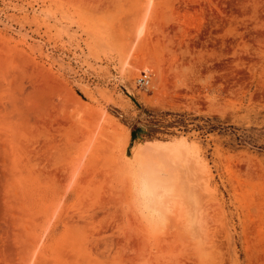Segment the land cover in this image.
<instances>
[{"label":"rangeland","instance_id":"374dc122","mask_svg":"<svg viewBox=\"0 0 264 264\" xmlns=\"http://www.w3.org/2000/svg\"><path fill=\"white\" fill-rule=\"evenodd\" d=\"M0 264H264V0H0Z\"/></svg>","mask_w":264,"mask_h":264},{"label":"trees","instance_id":"16d2710c","mask_svg":"<svg viewBox=\"0 0 264 264\" xmlns=\"http://www.w3.org/2000/svg\"><path fill=\"white\" fill-rule=\"evenodd\" d=\"M165 117H172L173 120L172 122H170L165 126L166 128H180V127L188 128L189 126L188 118H187L188 116L186 115L167 113L165 114ZM160 124H165V123L160 122ZM198 128L203 129L201 127Z\"/></svg>","mask_w":264,"mask_h":264},{"label":"built area","instance_id":"2783aa9c","mask_svg":"<svg viewBox=\"0 0 264 264\" xmlns=\"http://www.w3.org/2000/svg\"><path fill=\"white\" fill-rule=\"evenodd\" d=\"M152 84V75L149 72H144L142 76L138 79L137 85L149 89Z\"/></svg>","mask_w":264,"mask_h":264}]
</instances>
